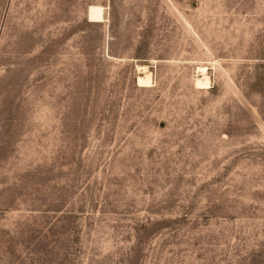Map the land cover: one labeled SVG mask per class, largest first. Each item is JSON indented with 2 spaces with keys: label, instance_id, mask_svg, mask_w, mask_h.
<instances>
[{
  "label": "rangeland",
  "instance_id": "rangeland-1",
  "mask_svg": "<svg viewBox=\"0 0 264 264\" xmlns=\"http://www.w3.org/2000/svg\"><path fill=\"white\" fill-rule=\"evenodd\" d=\"M0 264H264V0H0Z\"/></svg>",
  "mask_w": 264,
  "mask_h": 264
},
{
  "label": "bare ground",
  "instance_id": "bare-ground-1",
  "mask_svg": "<svg viewBox=\"0 0 264 264\" xmlns=\"http://www.w3.org/2000/svg\"><path fill=\"white\" fill-rule=\"evenodd\" d=\"M104 6L99 4H91L88 7V17L90 21L101 22L105 19ZM140 75L138 76V83L140 86H151L153 84L151 73L147 70L146 66H139ZM201 71L200 77L197 78L196 84L199 88H208L211 84L210 78L207 74V68L202 66L199 68Z\"/></svg>",
  "mask_w": 264,
  "mask_h": 264
}]
</instances>
